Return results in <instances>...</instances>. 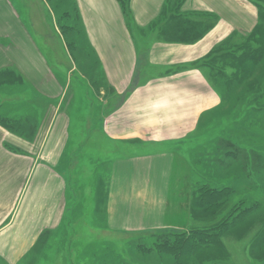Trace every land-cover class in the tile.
I'll return each mask as SVG.
<instances>
[{"label": "crops", "instance_id": "crops-1", "mask_svg": "<svg viewBox=\"0 0 264 264\" xmlns=\"http://www.w3.org/2000/svg\"><path fill=\"white\" fill-rule=\"evenodd\" d=\"M74 2L110 93L101 99L102 134L116 143L117 157L104 188L106 232L188 231L199 186L190 180L184 151L221 103L204 65L235 31L254 30L257 10L248 0H128L127 9L121 0ZM16 7L0 0V264H20L59 228L57 170L70 129L57 98L59 75L32 18ZM187 20L201 28L212 23L191 41L172 36ZM32 88L56 104L40 108L35 120L6 113L27 102Z\"/></svg>", "mask_w": 264, "mask_h": 264}, {"label": "rangeland", "instance_id": "rangeland-1", "mask_svg": "<svg viewBox=\"0 0 264 264\" xmlns=\"http://www.w3.org/2000/svg\"><path fill=\"white\" fill-rule=\"evenodd\" d=\"M248 1L257 12L259 5L264 6V0ZM14 3L20 14L32 18L33 32L60 78L61 90L57 97L61 101L60 111L70 119V129L61 149L60 165L58 170L56 168L61 176L59 228L55 234H51V241L47 237V242L39 247V251L23 258L20 264H175L170 259L173 257L169 256L165 260L155 253L147 251L146 254L145 247H152L157 240L166 239V231H115L109 228L106 232L105 217L102 214L106 207L104 188L110 182L112 164L117 157L116 143L108 141L102 134L104 118L101 99L110 93L104 85V75L97 62L96 51L92 49L82 19L75 9L76 3L74 0H14ZM247 37V34L235 31L232 38L222 42L214 53H226L244 45ZM220 47L221 50H218ZM86 63L92 66L86 69ZM221 65L222 61L216 64ZM209 67L205 68L208 77ZM231 71L234 73L236 68L228 65L227 72ZM261 78L262 82L258 83ZM248 79L247 84L260 100L248 96L251 93L245 96L238 94L231 104H223V96L220 94V106L205 117L198 135L192 137L190 146L184 151L192 161V169L189 167L192 183L199 185L205 181V153L215 148L218 138L228 136L233 140L242 139L246 147L255 148L261 154V148L264 147V124L260 123L262 113L259 112V106L264 103V70L263 73L255 70ZM215 89L223 92L220 87ZM37 92V89H27L24 94L27 102L11 105V109L5 110L6 113L14 111L18 115L29 114L35 120L40 108L41 111L48 106L51 109L53 103L56 104V97L39 99ZM234 106H237L236 109ZM12 107L15 109L12 110ZM249 109L257 114L258 122L252 125L250 121L243 129V121ZM239 160V164L230 160L229 166L236 167L237 173L242 174L249 167L243 159ZM180 168L182 166L177 176L181 173ZM220 174H216L217 182L238 183L241 188L236 189L222 208L198 210L191 207L188 232L197 229L213 231L219 222L229 219L231 228L222 234V242L215 245L218 248L214 247L209 252L219 255L217 259L222 264H264V177L251 176L246 179L242 175L240 178L235 177L236 173ZM209 175L215 174L211 171ZM237 191L240 193L237 194ZM196 195L193 193L192 201L196 200ZM242 209H245L244 214L233 220V217L243 213ZM194 210H198L199 216L203 217L204 214L207 218L196 219L193 217Z\"/></svg>", "mask_w": 264, "mask_h": 264}, {"label": "trees", "instance_id": "trees-1", "mask_svg": "<svg viewBox=\"0 0 264 264\" xmlns=\"http://www.w3.org/2000/svg\"><path fill=\"white\" fill-rule=\"evenodd\" d=\"M121 1L124 4V8L127 9L128 0ZM257 13L258 21L256 26L254 27V30L248 35L246 41L247 43L235 47L233 48V50H229L226 53L210 54L211 58L208 57L210 59L206 61L204 65V68H208L210 66V79L214 85V88L220 87L223 91L220 93L223 96V104H231V102H233L238 94H244L245 96V94L248 95L251 93L248 96L252 97V99L257 98L258 100H260L258 95L254 93L255 91L253 92L249 84H247L249 80L248 78L252 77L255 70H261L262 73L264 70V6L259 5ZM187 21L188 24H179L176 31L172 33V36H180L182 37L181 39L188 38L186 40L191 41L200 36L202 33L207 32L212 23H205L203 28H201V25L199 23L198 25H196L193 24L190 20ZM186 34L188 36H186ZM221 48L222 47H220L218 50H221ZM220 61H222V65L216 66V64ZM228 65L236 68V71L234 73L233 71L227 72ZM261 66H263V68H260ZM260 82H262V78L261 80L258 79V83ZM241 88L243 89L239 92ZM253 89L255 90L256 87ZM234 107V109H236L237 106ZM259 107V112L262 113V119L260 123L264 124V103ZM252 111L253 110L250 109L248 110L246 114L247 116L243 121V129L250 121L252 122H250V124L252 125L258 122V116H256L257 114H254ZM7 123L10 124L8 127L11 128L15 127L16 124L13 121H7ZM212 149V151L205 153V159L207 160V167H205L207 170L205 174L206 176L204 178L205 181L199 184V187L196 188V194L198 195H196V200L193 203V207L198 210H215L214 208H222V205H224L226 202H229L228 200L230 196L234 194L236 189L241 188L239 187L240 185H237L238 183L234 185L232 183L231 186H228L227 184H221L217 182L215 180L218 179L216 174L219 175L223 172L224 175H228L229 173V175H232L233 173H236L234 175L235 177L240 178L242 175V177L246 179H249V177L251 176H254L255 178L260 177L261 179L262 177H264V147L261 148L262 151L260 154L255 148L246 147L242 139L233 140L228 138L227 136L226 138H218L217 142L215 143V148ZM238 158H240L239 161L244 160L249 167V169L242 172V174H240L241 172L237 173L238 171L236 167L229 166L230 160L237 161ZM241 169L242 167L240 166V171ZM211 171L214 172L215 175H209ZM238 179H236L235 181L238 182ZM238 193L240 192L237 191V194ZM198 210H194L195 212L193 217H195L196 219L207 218L204 214H202L203 217L199 216ZM244 210L245 209L241 210L243 211V213L241 212L239 216L233 217V220L234 218L237 219L238 217L243 215L245 212ZM228 220L229 219H226L225 222H219V225H217L213 231L197 229L196 231L190 230L189 232H167V234H165L167 235L166 239H161L162 241L157 240L155 245L152 247H145L146 254H148V252L150 254L155 253L156 255H158V257L164 258L165 260L166 258L169 259V256L173 257L170 259L175 264H222L221 261L217 259V256L219 255L213 254L215 252L210 253L209 250L214 249L215 245L221 243L222 234H224V232H227L228 229L231 228V223L228 222ZM262 235L263 233L260 235V239H262ZM216 248L218 247H215V249Z\"/></svg>", "mask_w": 264, "mask_h": 264}]
</instances>
